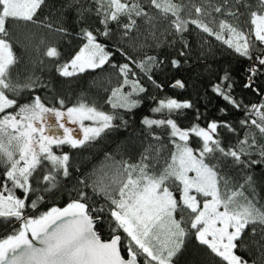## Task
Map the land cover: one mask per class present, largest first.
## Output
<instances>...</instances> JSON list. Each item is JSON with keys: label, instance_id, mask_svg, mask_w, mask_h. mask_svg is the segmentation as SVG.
<instances>
[{"label": "snow or ice", "instance_id": "1", "mask_svg": "<svg viewBox=\"0 0 264 264\" xmlns=\"http://www.w3.org/2000/svg\"><path fill=\"white\" fill-rule=\"evenodd\" d=\"M45 3L46 0H0V219L19 224L0 238V264H176L174 258L192 235L226 264H250L236 254L241 247L255 249L251 264H264V210L256 206L254 197L245 195V186L254 193L255 181L249 172L237 186L230 184L225 173L229 166L241 172L264 166V100L244 104L235 95L237 82L228 70L211 83L210 90L224 101L219 109L224 116L230 110L242 111L243 119L235 124L226 119L210 120L205 126L195 123L182 129L171 115H183L178 110L193 109L196 121H200L199 109L191 101L160 100L152 111L167 109V117L141 120L146 134L139 138L135 159L123 153H118L117 159V155L106 152L99 165L75 178V198L65 207H52L36 216L25 215L26 210L35 211L44 202L38 185L43 184L42 191L50 193L60 189L58 177L67 179L72 174L70 154L57 155L53 146L83 148L106 130L128 124L118 112L106 113L83 100L68 107L57 96L55 104L59 107H55L36 94L30 101L20 102L22 92L48 89L50 82L35 74L37 62H33V71L21 82L23 73L17 67L20 60L10 39L11 23H36L34 18ZM92 3L96 5L94 11ZM257 4V9L249 13L253 27L243 30L219 17L227 15L238 20L244 14L241 8H251L247 0H222L220 4L201 0L199 5L192 0H147V6L140 0H68L67 6L78 19L95 15L103 31L97 29L94 34L81 28L80 35L87 42L67 62L60 63L57 46L48 47L43 55L54 58L55 71L62 77L103 69L107 64L115 70L119 83L111 88L106 103L113 110L131 113L143 103L140 94L148 91L143 80L163 88L154 73L164 61L144 52L151 45H135L133 54L126 50L133 33L137 38L140 35L138 18L150 26L145 39L150 36L157 47L167 42L156 36L157 17L148 11L154 7L168 21L171 31L165 32L173 37L172 43L182 44L181 57L190 51L184 34L190 25L195 26L247 59L250 63L242 87L264 95L262 86L256 83L264 78V0H257ZM121 17L127 22L122 23ZM112 23L120 29L119 39L128 41L116 45L115 51L125 58L122 64L113 63V51L97 39L115 35L109 27ZM46 26L62 36L69 34L62 26ZM171 64L178 68L180 61L172 60ZM38 66L41 71L46 70L43 59ZM13 69H17L15 73ZM170 86L182 89L185 85L176 80ZM84 121L92 124L85 127ZM68 122L80 124L82 138L73 136V130L66 127ZM156 128L167 130L172 145L167 157L161 156L164 146ZM59 129H63L62 135L58 134ZM193 137L200 140L195 148L190 145ZM46 162L51 166L48 170L44 167ZM17 191L23 192L22 198ZM30 195H35V199L30 200ZM104 228L108 229L107 239L101 234ZM249 228L253 238L250 244L245 242Z\"/></svg>", "mask_w": 264, "mask_h": 264}, {"label": "trees", "instance_id": "2", "mask_svg": "<svg viewBox=\"0 0 264 264\" xmlns=\"http://www.w3.org/2000/svg\"><path fill=\"white\" fill-rule=\"evenodd\" d=\"M142 5L147 6V0H140ZM179 3L181 0H175ZM186 3L187 0H184ZM193 3L199 5L201 0H192ZM251 8H241L240 11L244 14L235 20L227 15L220 16V19H225L229 23L239 26L243 30H250L253 26L249 23L250 11L256 10L258 7L257 0H247ZM68 0H46L45 5H42L38 11L37 16L34 18L36 23H25L23 21L12 22L10 32L12 33L10 39L13 43V51L20 60L18 69L23 73L21 82L24 76L33 71V62H37L35 67V74L41 76L46 82H50L48 89H41L35 93L24 91L21 95V103L31 100L33 95H40L42 99L49 106L59 107L55 104L57 96L65 100L66 106L70 107L78 104L81 100L92 105L94 104L99 110L106 113L118 112L128 121L127 127L113 128L106 130L101 134V137L94 142H90L86 147L72 149L68 145H63L61 148H55V153L60 155L62 153H69L72 165L71 176L67 179H60V189L50 193L42 191L44 185L40 184L38 187L41 189L38 194L44 196V202L41 203L35 211L28 209L25 212L27 216H36L40 213L47 212L52 207L63 208L69 203L70 199L75 198L72 193V188L75 186V178L80 173L91 171L94 166L99 165L104 158V154L112 153L117 155L123 153L125 156L132 155L136 158V153L139 151V138L146 134L145 127L141 124L144 117L151 119H164L167 117V109L159 113H154L153 108L159 106L160 100L176 99L180 102L191 101L195 104L202 114L201 120L196 121L195 111L193 109L178 110L182 111L183 115L173 113L171 118L174 119L178 126L182 129H187L195 123L205 126L206 122L210 120H228L235 124L240 119L244 118L243 112H236L230 110L227 116H224L219 109L224 106V101L216 97L210 90L211 83L218 80V78L228 70L232 73L233 79L237 82L235 87V95L243 101L246 105L259 104L264 100V95H258L255 92L244 89L242 87L244 78L247 76L245 69L249 66V61L238 54L221 41H217L214 37H209L207 34L199 32L195 26H189V32L185 33V38L190 45V51L185 57L179 55L182 49V44L179 41L172 43L173 37L168 35L165 30L171 31L168 21L160 16L159 10L154 7H149L148 11L157 17L156 22V36L161 40H166V43L161 46H156V41L150 36L147 39L149 25H147L142 18L137 19L139 25L140 35L137 38L136 33H133V40L129 46V54L135 53V45L145 44L151 47H145L144 52L148 55H155L158 59L163 60L164 63L160 69L155 71V80L163 86L158 89L150 84L147 80H143L144 86L148 89L146 93L140 94V99L143 103L140 107L128 113L124 109L113 110L109 104L106 103L110 95L111 88L119 83L117 74L114 69L110 68L107 64L103 69L87 70L83 73L71 77H62L55 71L54 58L44 57V52L50 46H57L61 52L60 63L69 61L72 56L79 50V48L86 43V39L80 35L81 28L91 30L96 33L99 29L103 31V25L100 24L99 18L95 15H87L84 20L77 18L76 12L67 6ZM213 3L220 4L222 0H213ZM94 11L96 5L91 4ZM213 15H217L213 13ZM195 16V13H193ZM121 22H127L124 17H121ZM51 23L54 26H62L68 30V35L62 36L60 33L50 31L47 24ZM211 26V25H210ZM115 35L111 37L98 36V42L107 45L108 50L113 51L112 62L122 64L125 58L115 51L117 43L120 45L127 44L128 41L120 40V29L115 23L109 25ZM164 34L163 36L161 34ZM226 39V38H225ZM254 40V37H253ZM258 44V42H257ZM141 55V54H137ZM44 60L46 70L41 71L38 66V61ZM172 60H179L180 66L175 69L172 66ZM17 69H13L15 73ZM27 70V71H25ZM176 80L184 83V88H173L172 85ZM261 85V92H264V78L256 81ZM114 123H116L114 121ZM156 133L161 136V143L163 150L161 151L162 157H167L172 148L169 143L167 130L163 128H156ZM224 135H231L224 133ZM200 143L198 138L193 137L190 140V145L194 148ZM136 145L137 147H132ZM117 155V159H119ZM258 157L253 156V159ZM45 170L50 169V164L45 163ZM75 169H79L77 172ZM2 169H0V180L3 179ZM252 175L254 183V193L245 186V195L250 199L254 197V203L258 208L264 210V166H254L250 170L244 172L239 171L237 168L229 166L225 169L226 175L230 178V184L244 182V176L247 174ZM40 175V173H38ZM35 186V185H34ZM21 198L23 197L22 191L16 193ZM30 200L35 199V195H30ZM18 227L19 224L15 220L9 224L6 220H0V238L5 237L12 231V226ZM259 228V226H257ZM250 228L246 229L245 237L246 243H251L253 239L250 235ZM102 237L108 238V229L104 228L101 232ZM256 239H259L257 235ZM236 254L251 260L255 256V249L238 248ZM176 264H226L221 258L213 254L206 246L201 245L196 239L195 235L190 236L185 241V247L176 258Z\"/></svg>", "mask_w": 264, "mask_h": 264}, {"label": "rangeland", "instance_id": "3", "mask_svg": "<svg viewBox=\"0 0 264 264\" xmlns=\"http://www.w3.org/2000/svg\"><path fill=\"white\" fill-rule=\"evenodd\" d=\"M225 38L226 39L228 38L227 33H225ZM69 70H71V69H69ZM125 91H128V89L126 88ZM83 123H84V126L85 127L90 126L92 124L91 121H84ZM66 127H69L70 129L73 130V136L75 138H82L83 131H82L79 123L72 124L71 122H68V123H66ZM58 134L62 135L63 134V129H59L58 130ZM55 148H56V146H53V151L54 152H55ZM177 197L179 198V193L178 192H177ZM198 199H202V198L201 197H198Z\"/></svg>", "mask_w": 264, "mask_h": 264}, {"label": "water", "instance_id": "4", "mask_svg": "<svg viewBox=\"0 0 264 264\" xmlns=\"http://www.w3.org/2000/svg\"><path fill=\"white\" fill-rule=\"evenodd\" d=\"M175 69H177V67H175ZM180 89V88H179ZM0 220H3V219H0Z\"/></svg>", "mask_w": 264, "mask_h": 264}]
</instances>
